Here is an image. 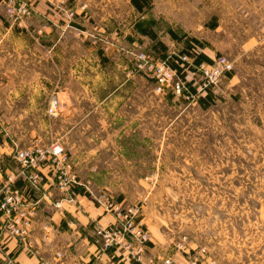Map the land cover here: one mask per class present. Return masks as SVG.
Instances as JSON below:
<instances>
[{
    "label": "rangeland",
    "instance_id": "1",
    "mask_svg": "<svg viewBox=\"0 0 264 264\" xmlns=\"http://www.w3.org/2000/svg\"><path fill=\"white\" fill-rule=\"evenodd\" d=\"M5 1L0 0V25L7 22ZM67 1L71 5L77 2L78 8L85 4L84 11L92 15L91 24L100 21L105 12L100 9L104 0ZM110 1L112 5L116 2ZM126 1L118 0L121 16L136 20L137 12ZM155 1L161 13L157 22L161 32L172 27L183 35L185 23L202 32L206 23L217 17L219 31L205 30L201 41L215 50V56L233 62L231 77L226 76L212 89L213 106L202 111L193 102L174 99L167 90L156 93L154 83L134 70L131 56L124 51L114 47L103 53L89 40L91 47L110 57L106 71L113 78L108 86L118 82V74H114L118 60L138 79V128L132 142L81 143L87 149H97V156L70 159L73 169L91 192V199L110 193L105 191L107 187L114 198L121 192L126 196L124 203L141 205L152 238L162 237L172 250L185 238V250L198 252L191 258L194 264H264V176L258 173L259 154L264 153V0ZM114 26L111 32L119 31L117 21ZM150 45L143 37L131 48L147 51ZM164 45L171 54L181 46L167 41ZM195 78L199 82L200 78ZM49 97L44 94L38 102L44 111ZM16 114L12 110V118L4 124L0 110V143L5 142L11 156L14 144L28 145L35 138L42 143L54 140L51 129H41L38 137L31 134L37 127L28 120L20 126L13 120ZM39 116L43 123L52 118L40 111ZM105 117L98 112L91 116L92 131L97 135V123ZM114 150L124 157H115ZM0 163L3 165L1 158ZM202 248L206 252H200Z\"/></svg>",
    "mask_w": 264,
    "mask_h": 264
},
{
    "label": "crops",
    "instance_id": "2",
    "mask_svg": "<svg viewBox=\"0 0 264 264\" xmlns=\"http://www.w3.org/2000/svg\"><path fill=\"white\" fill-rule=\"evenodd\" d=\"M29 2L33 7L30 18L17 25L8 21L0 25L2 34L0 37V110L4 115L1 122L8 123L12 118L13 110L14 114L17 111V116L13 117V120H18L20 126L28 120L29 124L37 127L31 134L38 137L42 132L41 129H51L54 131V140L63 145L70 159L97 156V149H87L81 143L132 142L138 128V79L124 70L126 65L124 61L118 60L119 69L114 73L118 74L116 75L119 78L118 82L108 86V81L113 78L109 77L106 71V64L110 57L89 45L90 39L87 37V32L97 34L105 32L111 35V29L115 27L114 22L117 21L119 33L116 50H120V47L132 49L131 46H136L139 38L145 37L151 42L147 52H152L151 47L155 40L134 29L136 22L151 19L154 22L152 31L156 40L163 44L166 41L177 42L181 44L179 51H185L188 43L184 44L183 41L178 42L172 39L167 30L166 32L158 31V15L161 13L157 11L155 0H151L149 7L142 12L137 11L130 4V0H127L126 2L131 5L130 8L138 14L136 20L132 21L123 19L118 0L113 1V5L110 0H104L100 9L102 7L105 12L100 17V21L94 20V24H91L92 15L79 9L77 2L74 3L76 7L71 5V1L68 2L71 8L76 9V15L71 23H67L61 10L48 6L43 0H29ZM92 14L95 13L92 12ZM186 20L187 17L183 21ZM95 29L99 31L93 32L92 30ZM219 29L220 23L217 17L204 26V31L211 33L218 32ZM170 30L175 33L172 27ZM183 31L185 37L202 42L204 31L188 27L186 23ZM161 33L164 35L159 36ZM254 42L257 41L254 39ZM205 45L207 46L203 48V52L213 59L215 50L208 49V44ZM207 49L210 54L206 53ZM146 80L150 79L146 78ZM150 82L153 83L151 80ZM207 91L212 93V89ZM206 93L205 91L201 97H204ZM44 94L55 95L60 102L58 114L50 118L49 123H43L39 116V111L45 115L44 109L38 105ZM213 99L215 101L214 95ZM176 100L187 103L181 99ZM214 101L205 105L204 102L200 103L196 100L193 105L206 111L213 106ZM109 111H113L114 114H108ZM32 112L35 113L33 118H27V114L31 115ZM96 112L106 116L103 120L99 119L97 123L98 135L92 131L91 123V116ZM133 129L136 134H133ZM35 141L38 139L35 138L33 142ZM11 152L5 147V142L0 143V158L3 161V165L2 163L0 165L5 171H14L16 168L15 161L11 160ZM113 153L115 157H124L118 150H114ZM42 170L46 174V180L34 195L39 199V206L32 234L33 243L38 248L40 257L50 261L54 251H60L63 255L60 264H135L126 261L118 263L111 258V252H102L94 242L95 228L113 225L115 223L113 215L104 211L103 207L96 204L89 195L83 194L86 192L83 187H77L68 193L59 191L55 188L48 169ZM258 173L264 176L263 152L259 154ZM78 179L82 182V179L79 177ZM15 185L22 187V182L17 181ZM105 191L110 192L108 193L110 195L112 193L107 187ZM116 194L117 201H126V196L121 192ZM60 199L62 200L60 207L55 208L53 203ZM142 214L140 218L145 224ZM44 220L51 221L57 230L49 244L42 243L40 239L39 223ZM10 244L11 247L14 246L13 243ZM148 250L154 257H170L171 264H194L191 258L195 257L193 254L198 253L194 252V249L191 251L193 254L188 251L176 252L172 250L168 241L154 235L153 238L151 236ZM15 256L18 264H37L35 257H29L23 251H16Z\"/></svg>",
    "mask_w": 264,
    "mask_h": 264
},
{
    "label": "built area",
    "instance_id": "3",
    "mask_svg": "<svg viewBox=\"0 0 264 264\" xmlns=\"http://www.w3.org/2000/svg\"><path fill=\"white\" fill-rule=\"evenodd\" d=\"M48 6L61 10L67 23H71L76 15V9L68 5L67 0H43ZM85 4L79 9L84 10ZM33 14L29 0H6L5 18L14 25L20 24ZM92 44L99 45L103 53L116 47L118 31H113L110 37L103 34L87 32ZM120 50L130 55L134 70L140 72L154 83L156 93L165 90L186 102H195L205 91L217 87L220 81L232 73L233 62L226 56H215L212 62L194 63L197 55L196 48L183 52L172 53L166 58L155 57L147 51ZM176 55L180 62L181 72L188 74L191 79L198 76L189 84L188 78H182L180 72L173 69L168 58ZM191 87H195L192 91ZM60 110V102L55 95L49 97L45 108L48 117H55ZM12 158L16 163L14 171H5L0 165V264H18L16 251H23L29 257H35L37 264H60L62 253L54 251L50 261L43 260L36 245L33 243V224L35 222L39 199L36 193L46 180L42 169L47 168L56 189L68 193L77 187H83L91 194L73 169L72 162L63 145L56 141L32 142L25 146L14 144ZM22 182V187L15 183ZM92 195V194H91ZM92 197V196H91ZM93 201L103 207L104 211L115 218V223L94 230V242L102 252H111V258L119 262L135 264H171L170 257H154L149 254L151 235L142 222L141 205L127 204L117 201L108 193L92 197ZM62 200L55 201L53 206L59 208ZM56 226L49 220L39 223L41 242L49 244L56 232ZM185 238L174 244L176 252L185 253ZM13 243L14 246L11 247ZM200 252H206L204 248ZM210 261L209 264H213Z\"/></svg>",
    "mask_w": 264,
    "mask_h": 264
},
{
    "label": "trees",
    "instance_id": "4",
    "mask_svg": "<svg viewBox=\"0 0 264 264\" xmlns=\"http://www.w3.org/2000/svg\"><path fill=\"white\" fill-rule=\"evenodd\" d=\"M150 2L151 0H130V4L139 12H142L144 9L148 8L150 5ZM153 25H154V22L151 19L150 20L142 19L134 24V29H136V31H138L140 34L148 36L149 38L155 40L151 47L152 52H149V53H152L154 56L158 55L159 58H166L171 53H166L165 45L161 41L155 39L156 36L154 32L152 31ZM167 32L172 39L178 42L183 41L184 44L188 43L186 49H190V48L197 49V55L194 60L195 64H198L200 62H207V63L212 62V59L203 52V48L206 46L205 43L200 42L194 38L185 37V35L178 36L176 33H174L170 29H167ZM179 52H183V50ZM168 63L173 69L180 72V75L182 76V78H185V77L188 78L189 84L193 82L194 77L193 79H191V77L188 74L181 72L180 62L177 60L176 55H171L168 58ZM230 75L231 73H229L227 77H229ZM191 89L192 91H195V87H191ZM206 92L207 93L205 94V96L198 97L197 101L200 103L204 102L205 105H209L214 101V99H213V95L211 91H206ZM81 192H83V190H81ZM83 194L88 196V193L86 192L85 193L83 192Z\"/></svg>",
    "mask_w": 264,
    "mask_h": 264
}]
</instances>
